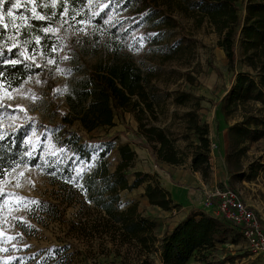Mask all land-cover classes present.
<instances>
[{"label":"rangeland","instance_id":"1","mask_svg":"<svg viewBox=\"0 0 264 264\" xmlns=\"http://www.w3.org/2000/svg\"><path fill=\"white\" fill-rule=\"evenodd\" d=\"M246 1L237 3L240 15L245 14ZM106 10L110 11L107 20L110 27L131 32L129 53L136 64L152 76L148 91L156 118L148 117L143 123L165 131L184 154L181 165L163 161L156 164L145 145L159 147V144L147 140L135 115L130 112L125 113L123 120L116 116V126L101 128L88 135L79 123L70 128L81 133L80 141L86 143L84 150L91 153L90 161L80 154L68 152L63 141L65 129L53 128L61 122L60 113L69 112L66 104L69 63L64 57H69L71 41L93 31L95 20ZM73 15L77 21L86 23H77L75 28L56 23L48 26L47 31L42 29L43 36H26L24 29L28 23L21 16L0 17L9 30L8 38L3 42L5 48L8 51L19 49V56L15 59L23 63L28 59L50 71L49 76L43 73L30 75L19 87L12 88L6 83L0 85V137L3 138L0 141L8 137L16 139L17 134L24 136L25 132L23 151L24 144L27 147L20 162L0 180V197L16 194L0 203V264H162L156 253L151 254L148 263H143L144 257L132 245H116L108 236L101 238L83 230V223L92 226L99 217L97 211L86 212L80 210V204L68 206L67 202H62L70 190L69 174L83 176L90 172L99 154L106 149H110L107 159L111 171H114L119 161L118 148L123 145H129L137 155L129 172V181L135 180L136 172L149 174L151 179L138 188L123 191L120 207L126 209L137 203L139 211L157 223L155 234L158 239L171 232L186 215L206 212L211 217L222 219L216 209L209 208L207 204L209 200L217 199L213 195L228 189L240 195L264 226V127L261 128L262 138L254 142L249 139L243 145V153L232 148L229 130L225 142L210 139L218 148L211 153L207 178L200 172H194L191 166V145L197 143V137L188 130L190 112L196 110L199 121L213 130L216 125L218 130L219 124L231 128L243 120L242 109L225 117L222 100L233 86L231 79L234 73L255 74L244 57L238 53L232 70L220 46L221 35L216 27L207 21L200 23L193 12L186 15L177 6L169 13L174 20L160 12L151 21L130 15L126 0H88L83 8L67 6L59 20H69ZM135 22L139 26L133 29ZM69 23L74 21L69 20ZM44 39L51 44H44ZM53 45L55 51L51 50ZM50 57L56 63L49 64ZM180 99L186 102L180 104ZM250 107L264 119V106L260 101L250 102ZM137 131L139 136L135 134ZM116 133L124 134L117 135L110 143L91 144L87 141L90 138H109ZM143 149L148 150L150 156L143 158L140 152ZM147 166L152 167L151 173L145 172ZM169 179L187 187L185 198L177 201L170 194L169 209L151 205L146 197L147 184H161L160 180ZM16 197L38 203L30 204L28 208H15L20 203ZM61 203L63 205L59 208L57 205ZM21 217L23 226L17 219ZM188 264H264V256L252 251L240 235L236 244L228 242L204 251Z\"/></svg>","mask_w":264,"mask_h":264},{"label":"trees","instance_id":"2","mask_svg":"<svg viewBox=\"0 0 264 264\" xmlns=\"http://www.w3.org/2000/svg\"><path fill=\"white\" fill-rule=\"evenodd\" d=\"M238 1L126 0V7L135 18L151 21L160 12L166 18L174 20L169 13L175 6L182 9L186 15L193 12L200 23L207 21L216 27L221 35L220 46L225 51L232 70L238 53L244 57V61L252 67L255 74L234 73L231 79L233 86L222 100V112L225 117L233 115L239 109L244 113L243 120L229 129L232 148L237 149L238 153H243V145L249 139L254 142L262 138L261 128L264 127V119L257 116L250 107L252 101H260L264 106V0H247L244 15H240ZM86 3L81 0H13L9 4L8 0H3V3H0V17L9 18L7 12L10 10L12 15L21 16L28 23L24 29L26 36H43L42 29L56 24L62 9L67 6L79 9ZM53 13L55 15H52ZM109 16L110 11H104L101 17L95 20L96 27L93 31L71 41L67 59V74L70 79L66 94L69 112L60 113L61 122L53 128L65 129L63 141L68 152L80 154L90 161L91 153L84 150L86 143L80 141L81 133L70 128L79 123L85 135H88L101 128L116 126L115 117L123 120L125 113L130 112L135 115L147 140L159 144V147L145 145L156 164L159 165L163 161L171 165H181L184 162V154L175 147L174 141L165 131L153 125L147 127L143 123L148 117L156 118L154 103L148 91L152 76L141 69L129 53L131 32L110 27L107 24ZM138 26L139 23L135 22L132 28ZM0 33L3 34L0 35V48L7 53L3 42L8 38L9 30L2 21ZM42 42L51 44L45 39ZM17 50L19 49L12 51L15 53ZM16 57L14 55L6 58ZM0 71L5 74L4 83L12 88L20 86L30 75H50L47 67L37 66L28 59L20 64L3 65ZM178 102L183 104L186 101L180 99ZM187 122L188 130L197 137V143L191 145L192 169L207 178L211 168L210 127L199 121L196 110L188 114ZM121 134L124 133H116L103 139L90 138L87 141L91 144L110 143ZM135 134L140 135L138 131ZM23 138H26L25 132L24 136L17 134L16 139L8 137L0 141V170L4 171L3 178L20 162L22 154L26 152L25 144L24 151L22 148ZM109 152L110 149L103 150L91 171L83 176L69 174L68 178H72V182H69L68 197H64L62 202H67L68 206L80 204V210H95L99 215L92 226L83 223V230H89V233L98 234L101 238L108 236L116 245H132L137 249V253L144 257L143 263H148L151 254L156 253L162 264H188L192 258L204 251L228 242L236 244L238 237L243 236L240 228L232 222L200 212L188 215L171 232L158 239L155 234L157 223L145 217L139 211L137 203L129 205L126 209L120 207L121 193L138 188L144 181L151 179V176L136 172L135 180L129 181V172L137 158L136 152L129 145L118 148L119 161L114 171H111L107 159ZM32 162H36V159ZM85 188L87 194L83 191ZM146 197L153 206L170 208L171 195L159 183L147 184ZM62 205L61 203L57 206L61 208ZM260 223L263 226L261 220Z\"/></svg>","mask_w":264,"mask_h":264},{"label":"built area","instance_id":"3","mask_svg":"<svg viewBox=\"0 0 264 264\" xmlns=\"http://www.w3.org/2000/svg\"><path fill=\"white\" fill-rule=\"evenodd\" d=\"M217 148V144L211 143V153ZM213 196L217 199L209 200L207 206L216 209L222 218L239 227L250 249L264 256V227L256 212L235 190L228 189Z\"/></svg>","mask_w":264,"mask_h":264},{"label":"snow or ice","instance_id":"4","mask_svg":"<svg viewBox=\"0 0 264 264\" xmlns=\"http://www.w3.org/2000/svg\"><path fill=\"white\" fill-rule=\"evenodd\" d=\"M12 2H13V0H8V3L9 4H11ZM81 2L82 3H86L87 0H81ZM0 3H3V0H0ZM7 14L9 16H11L12 15V12L9 10L7 12ZM52 15H55V14L53 13ZM60 15H61V17L64 16V10L63 9H62ZM41 18H43V17H41ZM69 20L74 21V23H69ZM69 20L60 19V20H58L56 22L59 23V24H61V25L68 24L70 28H75V24H77V23H86L85 21H77L75 15L69 17ZM45 31H47V27H45ZM77 31H83V29H77ZM0 35H3V34L0 33ZM51 50H53V51L56 50L55 45L52 46V49ZM14 55L15 56H19V51L17 50L14 53L11 49H9V51L7 53H5L4 50H3V48H0V62H2V63H0V67H2L3 65H8V64L15 65L17 63H23V61H21V60L6 58V57H12ZM30 57H31V54H30ZM64 59H68V57L65 56ZM48 63L49 64H54V63H56V61H55L54 58H51L50 57L49 60H48ZM37 66H39V65H37ZM57 70H59L58 69V66H57ZM60 71H62V70H60ZM4 82H5V74L2 71H0V85H3ZM38 83H40V82H38ZM9 87H11V85H9ZM17 87H19V86H17ZM26 98H27V94H26ZM32 98L35 99L34 96ZM17 107H20L21 110H23V108L21 106H17ZM2 139L3 138L0 137V140H2ZM3 174H4V171L3 170H0V179L3 178ZM22 175L23 174L21 173V176ZM49 175H52V173H49ZM69 182H72V178H69ZM17 186H19V185H17ZM83 191H84L85 194H87V189L86 188L83 189ZM15 195H16L15 193H8L7 196L0 197V203L3 202V199H6L8 197H12V196H15ZM16 198L20 201V203L17 204L15 206V208H28L30 204L38 203V202H35V201H28L27 198H25V197H16ZM89 202H91V201H89ZM29 210H31V209L29 208ZM17 219H19L20 225L23 226L24 225L23 218L21 217V218H17ZM9 239H15V238L14 237H10ZM25 247H29V246L28 245H25Z\"/></svg>","mask_w":264,"mask_h":264},{"label":"crops","instance_id":"5","mask_svg":"<svg viewBox=\"0 0 264 264\" xmlns=\"http://www.w3.org/2000/svg\"><path fill=\"white\" fill-rule=\"evenodd\" d=\"M128 114V113H127ZM115 124H116V121L114 120ZM217 125L215 126V129L213 130V128L210 127V139H213V138H217V140L219 141H224L226 140L227 138V135H228V130L230 129L229 127L230 126H227L226 124H219V130L217 129ZM224 127V128H223ZM227 131V132H226ZM227 133V135H226ZM141 154H142V157L143 158H146L148 156H150V153L148 150H145L143 149L142 151H140ZM139 154V153H138ZM145 172L147 173H151L152 172V167L151 166H147L146 169H144ZM160 183H161V186L166 190L168 191L172 197L177 200V201H180L182 200L183 198H185V194H186V190H187V187H183V186H180L178 184H175L172 180L169 179V181H166V180H160ZM187 215L184 217L186 218ZM183 219V218H182ZM181 219V220H182ZM173 230V229H172ZM171 230V231H172Z\"/></svg>","mask_w":264,"mask_h":264}]
</instances>
